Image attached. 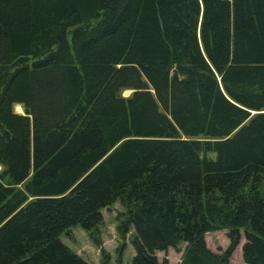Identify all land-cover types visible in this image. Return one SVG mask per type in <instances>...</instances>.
Here are the masks:
<instances>
[{
  "label": "trees",
  "instance_id": "16d2710c",
  "mask_svg": "<svg viewBox=\"0 0 264 264\" xmlns=\"http://www.w3.org/2000/svg\"><path fill=\"white\" fill-rule=\"evenodd\" d=\"M115 202L129 264H264V0H0V264Z\"/></svg>",
  "mask_w": 264,
  "mask_h": 264
},
{
  "label": "rangeland",
  "instance_id": "374dc122",
  "mask_svg": "<svg viewBox=\"0 0 264 264\" xmlns=\"http://www.w3.org/2000/svg\"><path fill=\"white\" fill-rule=\"evenodd\" d=\"M131 91H122V97L129 96ZM21 108V107H20ZM16 114H23L22 108ZM210 159L214 154L207 155ZM126 210L118 202L113 203L106 209L101 210L102 221L91 232L87 233L79 227L71 228L67 233L60 236V241L75 255L87 264H101L106 261L108 264H129L134 251L131 246L133 238L131 228L122 232L124 214ZM121 224V232L120 227ZM226 229L205 234L204 241L207 249L222 257L227 247ZM243 239L240 236L238 247L228 258V264H242L239 247ZM185 244L181 243L176 249H168L165 253L157 252L155 256L158 261L165 259L167 264H179Z\"/></svg>",
  "mask_w": 264,
  "mask_h": 264
},
{
  "label": "bare ground",
  "instance_id": "6f19581e",
  "mask_svg": "<svg viewBox=\"0 0 264 264\" xmlns=\"http://www.w3.org/2000/svg\"><path fill=\"white\" fill-rule=\"evenodd\" d=\"M14 110H15V112H20L21 111V108H20V106L19 105H15L14 106Z\"/></svg>",
  "mask_w": 264,
  "mask_h": 264
}]
</instances>
